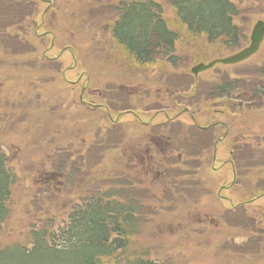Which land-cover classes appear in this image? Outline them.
Listing matches in <instances>:
<instances>
[{"label": "trees", "instance_id": "obj_1", "mask_svg": "<svg viewBox=\"0 0 264 264\" xmlns=\"http://www.w3.org/2000/svg\"><path fill=\"white\" fill-rule=\"evenodd\" d=\"M38 1L0 0V51L6 45L11 44L18 53L15 51L14 53L5 52V49L2 51L12 54L11 58L17 57L19 63L20 61L23 62L25 64V68L24 65L22 66L24 70L36 61L35 67H38L34 71L35 79L28 78L27 81H24L23 86L12 99L21 106H25V103L33 105L31 109L40 117L46 112L44 106L41 105L44 102L43 92H52L53 89H56L53 106L50 107L56 113H52L54 117L60 114L63 118H67L72 109L76 111L74 117L79 116V114L88 116L105 113L112 127L102 124L101 117L92 122L96 126L95 131L97 132L95 137L97 142L91 146V149L95 151L104 149L107 153L109 150L115 149L114 145H102V135H106L117 128L119 119L130 112L128 110L121 111L120 108L114 109L115 114H117L116 111L121 112L114 119L109 112L110 106L108 104L106 105L109 109L104 104H98L86 98L85 94H87L88 89H93L91 87L93 70L88 63L83 69L85 72L76 81L78 84L81 83V86L83 85L82 87L86 92L76 97L74 94L77 89L73 86H76L77 83L71 85V82H68L67 73L69 70L62 68L63 62L60 64L56 61L59 58H53L47 54L56 47V41L63 43L62 51H68L70 56L77 58L78 54L74 48L77 45V40L79 38L84 39V42L89 46L88 49L93 48V46L96 48L97 35L101 34L115 49L112 52L108 51V55L111 54L113 60L118 57L117 64L127 61L140 68L146 67V69L160 68V66L177 68L183 54L186 53L185 51L190 55L194 53L196 48L193 47V41L183 45L182 49L179 48V42L184 43L182 37L184 39L189 37L192 40L201 39L210 46L221 45L222 43L226 47L223 49L231 53L236 52V49L241 50L245 47L242 45L246 31L235 24L242 13L233 0H162L163 3L159 0H121L117 1L115 5H109L108 8L105 6L107 0H85V3L78 0L67 5L56 0H50L44 9L47 15H56L58 21L59 15H62L64 21H66L65 18L68 20L71 18V21H66V24L70 25L69 31L72 33L66 36L58 35L55 30H45L44 25L40 26L34 22V18L38 14L37 8L41 5L38 4ZM165 7L171 8L170 11L175 17L172 18L173 20L168 16ZM98 9H102L104 14H101L102 18L99 19V22L94 19ZM106 19H109V25L106 24ZM30 20H33L31 24ZM242 20L243 24L247 23L244 17ZM34 25L35 27H33ZM32 32L34 33L31 34ZM24 34L25 38L22 37ZM45 38L50 41V44L47 45L46 49L39 51L37 48L39 39ZM6 49L8 48L6 47ZM210 50L211 56L221 54V51L218 52L219 48H210ZM103 51L101 50V53ZM205 58L212 59L208 54L194 57L192 66L202 63ZM7 67L9 66L0 68V75L7 77L10 69L16 70V68L9 69ZM253 69L256 76H242V74L235 78L224 79L221 83H214L211 91H203L200 87V95L209 105V109L216 110L217 107H221L222 110L217 111H221V114L230 115L234 120L239 117V128L245 129L234 140V144L232 141L230 159L226 161V164L233 167L232 169L228 168L226 174L229 177L230 172L234 175L229 179L225 178L215 199L219 203L227 202L229 205V210L223 208V216L220 219L222 218L226 223L231 219L236 223L233 226H239L241 229L245 226H251L250 229L233 237V239L245 237L250 243L240 248L234 247L238 249L232 250L236 257H229L230 254L226 250L230 248V241L227 240L228 236H226V239L220 240L214 249V253L210 256L213 264H255V260H264V208L251 210L250 206L252 202L263 197L264 190L258 193L251 188L253 192L251 195L246 194V190L242 194L235 190L241 184H246L242 172V158L255 157V155H258V158L260 156L263 158L262 162L256 159V164L257 168L259 167L258 178L262 179L260 183L264 189V130L257 134L259 136H253L250 134L252 130L249 126L250 120H264V61L260 65L254 66ZM189 75L194 82L197 81L191 73ZM191 81L186 79L184 84L176 85L175 92L169 90L159 94L167 96L172 93L171 96H177L185 93L188 96L200 98V95H197L198 85L194 86ZM125 84L128 86L127 83ZM102 86L101 90H96L97 93H101L98 95L100 100L106 99L103 97L106 95L110 97L116 95L122 102L121 107L129 104L128 98L131 97L121 88L118 89L117 86L111 88L108 83ZM30 87H32L30 96H34V98H27ZM62 94L63 96H61ZM205 94L207 96H204ZM81 96L82 100H80ZM158 98L160 99V97ZM200 99L202 101V98ZM10 100L11 98L7 97V101ZM184 104H186L185 108L180 106L178 110L181 116L175 122L164 125V131H162L165 132L166 136L170 137L169 134L175 127L174 124L180 122L184 116L189 117L193 129H180L181 133H178L177 138L183 136L184 139H187L190 132L196 130L198 136H194V139L195 143H199L204 141V136L207 134L206 140L209 139L208 144L210 146L207 151H210L211 147L219 142V139L224 137L226 139L229 136L230 128L227 129L220 123L211 122L208 119L205 125H201L196 121L194 114L190 112V108L193 110L195 105L193 101L187 104L184 99H180L178 105ZM19 113L14 108V114ZM138 113L131 114L136 117ZM158 114L161 112L153 113L148 120L154 119L155 121ZM164 115L166 116L168 113L166 112ZM24 116L27 118L28 114L22 112L16 118L18 121L24 122ZM74 120L77 124L80 122L78 119ZM39 121L43 125L46 124L45 121ZM81 122L88 124L84 121ZM206 127L209 130L202 129ZM212 128L215 130L224 129L226 133L221 135L220 131V136L216 137ZM6 133L2 137V129L0 128V235H3L4 232L5 234L8 233L12 229L15 220L13 218L17 216V208L14 204L21 203L23 197H29L27 205L24 207L25 214L31 212L37 220L25 228L24 233L28 238V242L24 241L26 245H22L19 241L11 242L10 245L4 243L2 245L0 242V264H181L177 261L176 251L178 247L161 242V238L158 239L157 236H149V231L156 224L169 226L172 219L171 215L174 212L180 213V217L184 218L185 215L203 211L206 197L215 192L213 182H209L207 187L203 181L193 180V177L190 176L185 180L189 175L187 167L198 165L196 160L198 156L180 149L177 150L172 146H169L165 152L161 151L163 154L157 149L154 150L157 158L155 161L153 156V161L157 164L155 168L158 173L164 175L166 181V183H161L163 188H167V194H163L164 189H161V192L152 189L148 180L137 174L139 169L132 165L133 159L131 161L117 159L118 165L121 167L117 168L116 171L101 170L103 157H105L103 153H99V157L94 158L84 156L80 153L85 149V140L80 141L81 138H84H78L79 135L73 137V133L68 132L69 137L65 136L66 145L70 144L71 147H75L77 142V145L81 147L80 152L73 153L72 149H70L71 151L62 150L60 156L66 157L65 162L55 160L60 156L54 152L56 156L48 157L49 168L44 171L54 176H61L59 178L61 181L60 189L65 186V190L68 189L70 194L78 190L81 191V195L75 203L70 200L71 206L68 208V215L66 209L64 210L67 220H63L60 224L57 223V220L43 224L39 216L43 202L39 201V196L30 189L26 193L22 192L23 188L19 187L16 169L11 158L5 153V147H9L8 138L12 135ZM255 142H257L256 145H254ZM190 144L192 145L193 142ZM185 146L195 152L196 146ZM91 149L88 148L89 152H92ZM9 151H11L10 147ZM178 152L181 156L179 155V160L174 162L175 154ZM72 154L77 158H74ZM183 154L186 155L187 159L182 161ZM168 155L171 159L166 161ZM199 156L202 155L199 154ZM235 159L236 161L240 160L235 163ZM213 160L214 164L215 159ZM212 169V173L220 170L217 167ZM165 173L168 175L165 176ZM45 186L48 187L47 190H53L49 185ZM28 192L30 194H27ZM74 204L76 205L72 207ZM232 216L234 218H231ZM182 223L191 229L190 237L192 239L186 238V242L191 244L198 243L193 238L200 239L197 234H193L194 228L207 234L210 233V235L217 231L208 228L209 224L205 222L193 221L191 225ZM130 242L134 244L131 254ZM220 243H223V246H227V248L220 251ZM249 245H252L255 250L254 253L245 249ZM183 264L189 263L184 261Z\"/></svg>", "mask_w": 264, "mask_h": 264}, {"label": "rangeland", "instance_id": "obj_2", "mask_svg": "<svg viewBox=\"0 0 264 264\" xmlns=\"http://www.w3.org/2000/svg\"><path fill=\"white\" fill-rule=\"evenodd\" d=\"M49 1L50 0H43V4H41L42 0L38 1V4L41 5L39 6V15L36 17V24L40 26L44 25L45 30H55L58 35L60 34L66 36L67 34H71L72 32L69 31V29H71L70 25L66 24V21H71V18H69V20L65 18L66 21H64L62 20V15H59L58 21L57 16L54 14L52 16H46L45 14L42 15ZM56 1L59 3H65L64 5H67L69 3L72 4V2H77L78 0ZM117 1L121 0H107L105 6L108 8L109 5H115ZM233 1L236 2L242 13V16L235 21V24L243 28V31H246L244 34L245 39L242 45L245 46L244 48H246L250 44V36L253 27L257 22H264V0ZM22 2H28V0H22ZM82 3H85V0H82ZM170 9V7H165V10L167 11L170 19H174L175 17L172 15L173 12H171ZM96 14L97 15L94 19L99 22V19L102 18L101 14L104 15L102 9H98ZM243 17L247 21L246 24H243ZM32 21L33 20H30V24L32 23ZM105 21H107L106 24L109 25V19H106ZM33 27H35V25ZM33 33L34 32H32L31 34ZM22 37L25 38V34L22 35ZM182 40L184 43L182 44L181 41L179 42L180 49H182L183 45L185 46L190 41H193V47L196 48V51L191 55L190 53L185 51L186 53L183 54V57L180 60L179 66L177 68H172L170 66H160V68L151 67L146 69V67L140 68L127 61H124V63H122L124 64L123 66L122 64H117L118 57L114 58L113 60L111 54L110 56L108 55V51L112 52L115 51V49L110 45V43H108L107 38L102 37L101 34H98L96 38L95 46L97 47L94 48L93 46V48L91 49H88L89 46L84 42V39L81 40L79 38L77 40V45H75L74 47L75 52H77L78 54L77 58L76 56H70L68 51H62L63 43H61L60 41H56V47L47 52L49 56L53 58H59L56 60L59 63L63 62V69L65 68L66 70H69L67 73V77L68 82H71V85H74L73 83L77 81V79L83 72H85V70H83L85 64H90L93 70V75L91 76L93 81L91 87L93 89H88L87 87L88 91L87 94H85L86 98L89 101H94L95 103L102 105L104 104L107 109H109L106 105L108 104L110 106L109 112L114 119L117 117V114L121 113L116 111L117 114H115V112L113 111L114 109L120 108L121 111L128 110L130 112L128 115H124L119 119V123L116 125L117 128L106 135H102V145H114L115 147L113 151L109 150L107 153L106 151H104V149H100L98 151L91 149V146L96 144L97 142V138H95L97 135V132L95 131L96 126H94L92 122L101 117L102 124L111 126V122L109 121L105 113L102 112L100 115H96V113L95 115L88 116H83L82 114L78 113L79 116L74 117L76 111H73L72 109L70 110V115L67 118H63L60 114L54 117L52 113H56H54L55 111L50 107L53 106V97L57 92L56 89H53L52 92H43L44 102L41 105L44 106L46 112H44L40 117L37 113L34 112L33 109H31L33 105L25 103V106H21L18 103H15L14 99L12 98H14L20 87L23 86V82L27 81L28 78L35 79L34 71L38 69V67H35L37 65V61L36 63H33L31 66L27 67L26 70H24L25 64L23 62L20 61L19 63V59L17 57L11 58L12 54L5 53H14V51L18 53L16 48L12 47L13 45L11 46V44L9 46L6 45L5 47H3L2 50L5 49V52L2 50L0 51V68H2L3 66H9L7 68H16V70L10 69V73L9 75H7V77L0 75V128L2 129L1 136L3 137L5 134H7L6 132H8V134H12L8 138V146L10 147L11 151H9V147H5V153L11 158L12 163L16 169V174L19 178V187L23 188L22 192L26 193L30 189V191L36 192V194L39 196L38 200L43 202V205L39 212L41 223L47 224L49 223V221L54 222V220H57V223L60 224L61 222H63V220H67L64 210L66 209V213L68 215V208L71 206L70 200L75 203L81 195V191L78 190H75L70 194L68 189L65 190V186L60 189L61 181L59 180V178L61 176H54L44 171L45 169L49 168L47 160L48 157L56 156L54 152H57L58 156L61 155L62 150L71 151L70 149H72L74 151L73 153L80 152L79 150L81 149V147L77 145V142L75 147H71L70 144L66 145L65 138L69 137V132L70 134L73 133V137L79 135L78 138H84L80 139L81 142L85 140V149L83 152H80L84 156L87 155L89 156V158H94L99 157V153H103V156L105 157H103L101 170L116 171L117 168L121 167L118 165L117 159L125 161H131V159H133L132 165L136 166L139 169L137 174L142 176L144 179H147L148 184L152 185V189L158 190L159 192H161V189H164L163 194H167V188H163V185L161 184L163 182L166 183L165 177L162 173L161 175L157 173V169L153 165H151L152 167L148 166V163L152 161L151 151L148 147L152 148L155 161L157 159L155 149L160 152H165L167 145V147L172 146L177 150L180 149L186 153H192L194 156H198V158L196 159L198 165H190V168L187 167V172L189 173V175L187 177H183H186L185 180H187L190 176L193 177V180L203 181L204 183H206L207 187L209 182H213L215 192H213L212 195H208L206 197V201L204 202V206L202 208L203 211L185 215L184 218L180 217V213L174 212L171 215L172 219L169 226L156 224L151 227L149 231V236H157L158 239L161 238V242L178 247V250L176 251L177 261L181 264H183L184 261H187L189 264H213V261L210 260V256L213 253V250L211 248L215 249L220 240L226 239V236H228L227 240H229L230 244H232L229 245L231 249L229 248V250H226L230 254L229 257H236V254L232 253V250L238 249L234 248L233 246H239L240 248L242 247V245L247 246L250 243L249 240L245 237H236L235 239H233V237L238 233L250 229L251 226H245L243 229H241V227L239 226H233L236 225V223L231 219L228 220L227 223L222 218L220 219V217L223 216L224 209L229 210V205L227 204V202L219 203L215 199V196L219 194V188H221V186L223 185L225 178L229 179L234 175L231 172L230 177L228 176V174H226V170H228V168H233L230 164H226V161L230 159V153L232 151L231 147L234 144V140L238 138L240 133H242V129L239 128L240 124L238 123L240 119H238L239 117H237L234 120L230 115L219 114L217 110H222L221 107H217L216 110L209 109V105L205 103L206 101L203 100L204 98L200 95V87L203 91H211L214 83H221L224 79L231 78L237 69L241 70L247 64H250L251 67L241 71V73L243 74L242 76H256L255 71H253V67L256 65H260L264 61V41L259 53L252 57L249 61L244 63L245 65H239L240 67H237L238 65H218L209 71L202 72L195 77L193 76L197 80L196 82H194L189 75L190 70L193 67L192 64L194 62V57H198L201 55L204 56L208 54L212 59L205 58L202 61L203 64H208L215 59H223L229 57L237 53L238 51L234 53L228 52L223 49L226 47L222 43V46L220 44L210 46L201 39L192 40L189 37H185V39L182 37ZM38 44L39 46L37 48L40 51L46 49L47 45L50 44V41L47 40V38L39 39ZM6 47L8 49H6ZM209 47L212 49L219 48L220 50L218 52L221 51V54H213L211 56V50ZM101 50H104L103 53H101ZM184 50H186V48ZM96 51L98 52L96 53ZM5 54H7V56H5ZM116 55L118 56L117 53ZM38 57L41 60L40 55ZM23 65L24 68L22 67ZM116 66L121 67L117 68ZM175 73L182 76H177L173 79V74ZM186 79H189L190 81L192 80L191 82L194 83V86L198 85V94H196L198 96L200 95L202 101L200 98H194L186 95L185 93L178 94L177 96H171L172 93L168 94L167 96L159 94L162 91L164 92L169 90L175 92L176 85L184 84V80ZM106 83L121 84L118 89L121 88L123 92H125L127 95H130L131 98H128V100H130L129 104H125L121 107L122 102L116 95L114 97L102 95L106 99L100 100L98 94L92 92L95 89L99 90L100 88H103L102 85ZM125 83L128 84L127 88L125 87ZM82 86L81 83H77L76 86H73L75 89H77V92L74 94L76 97H79L82 93ZM113 87L115 88L116 86L113 85ZM31 91L32 87H30L29 89L27 98H34V96H30ZM61 96H63V94ZM204 96H207V94H205ZM7 97L11 98L9 102L7 101ZM158 97H160V99ZM180 99H184L187 104L191 103L192 101L195 103V105L193 106V110L192 108H190V112L194 114L196 121H198L201 125H205L208 119L211 122H218L222 124V126H225L227 129L230 128L229 136H227V138H224L223 140L219 139V142L211 147L210 151H207V149H209L210 147L208 144L209 139L208 141L206 140L207 134L204 136V141L199 143H195L194 139V136H198V134L196 135V130L191 131L190 136L187 139H183L182 136L178 140L177 136L178 133H181L180 129H193V125L191 123H188L190 122L188 116H185V119L183 118L180 122H177L175 124V127H173L171 133L169 134L170 138L165 136V132L160 130V127L155 129L145 128L142 126L141 119H145L146 117L150 118L155 111L174 110L175 112L172 115L177 114L180 106H182L183 108H185L186 106V104L178 105ZM14 108H16L20 113L14 114ZM150 110L153 111L150 112ZM22 112L28 114L27 118H25V116L23 117L24 122L18 121L16 118L19 117ZM131 113H138V116L134 117ZM74 119H78L80 120V122L77 124L76 120ZM39 120L45 121L46 124L43 125ZM185 120H187V123L185 122ZM81 121H84L88 124L82 123ZM255 121L256 123H252L251 120L249 121V124L251 126L253 125V129H250L252 130L251 135L259 136L257 134H259L260 131L264 130V120L257 119ZM212 130L215 132L216 137L220 136V131L221 135L226 133L224 129L221 130L220 128L218 130L212 128ZM100 137L101 136L99 134V139ZM190 142H193V144L191 145ZM256 144L257 142L254 143V145ZM185 145L189 147L193 145L196 146L195 152H193L192 149L190 150L189 148H187ZM88 148L91 149L92 152H89ZM199 154H201L202 156H199ZM179 155V152L175 154L174 162H177L179 160ZM73 157L77 158L75 155H73ZM170 159L171 158L168 155L166 157V161ZM181 159L182 161L186 160V155L183 154ZM213 159H215L214 164ZM256 159L260 160V162L263 161V158L261 156L258 158V155H255V157L249 156L244 159L242 158V172L246 179V184H241L240 187L235 189L237 192L242 194L243 192H245L244 190H246V194L251 195L253 193L251 191V188L256 190L258 193H261L264 190L260 183L262 179L258 178L259 167L257 168ZM55 160H57L58 162H65L66 157L60 156ZM239 160L236 161L235 159V163H238ZM214 167H217L220 170L212 173V168ZM210 169L211 171H209ZM166 175H168V173H165V176ZM249 180L250 182L248 183ZM45 185H49L55 192L53 190H47L48 187ZM27 194L30 193L28 192ZM32 194L36 195L34 193ZM28 199L29 197H23L21 203L14 204L17 208V216L16 218H13V220H15L12 224V229L8 231V233L5 234L4 232L3 235H0V242H2V245L3 243L10 245L11 242L14 241H19L22 245H26L24 244V241L26 240L28 242V238L24 233L25 228L29 224L31 225L32 223H35L37 220L36 216L31 214V212L30 214H25L24 207L27 205ZM75 205L76 204L72 205V207H74ZM250 206L251 210L253 208H255L256 210L263 209L264 194L262 198L252 202ZM231 218H234V216H232ZM193 221L202 223L205 222L209 224L208 228L216 229L217 231L210 235V233L207 234L194 228L193 234H197L200 239L193 238V240H196L198 243L191 244L189 242H186L187 239H192V237H190L191 229L190 227L184 225L182 222L191 225V222ZM51 224L53 225V223ZM63 225L64 223L62 224V226ZM202 241L203 243L201 244ZM130 244L131 254L132 250L134 249V244L132 242H130ZM223 245V243H220V251H223L227 248V246L224 247ZM245 249H247L249 252L253 251V253L255 251L252 245H249ZM228 258L225 259L228 260ZM254 263L264 264V260H255Z\"/></svg>", "mask_w": 264, "mask_h": 264}, {"label": "water", "instance_id": "obj_3", "mask_svg": "<svg viewBox=\"0 0 264 264\" xmlns=\"http://www.w3.org/2000/svg\"><path fill=\"white\" fill-rule=\"evenodd\" d=\"M264 39V22H259L252 32L251 44L248 48L244 49L240 53L231 56L226 59L216 60L211 62L209 65L200 64L193 68L192 73L198 75L200 72L207 71L213 68L217 64L222 65H235L246 61L251 58L260 48V45Z\"/></svg>", "mask_w": 264, "mask_h": 264}]
</instances>
